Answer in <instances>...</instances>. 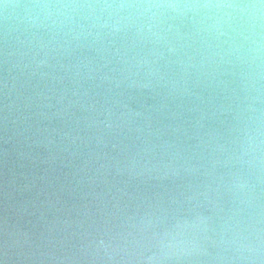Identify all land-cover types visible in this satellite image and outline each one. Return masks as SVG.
<instances>
[{
  "label": "water",
  "instance_id": "obj_1",
  "mask_svg": "<svg viewBox=\"0 0 264 264\" xmlns=\"http://www.w3.org/2000/svg\"><path fill=\"white\" fill-rule=\"evenodd\" d=\"M0 264H264V0H0Z\"/></svg>",
  "mask_w": 264,
  "mask_h": 264
}]
</instances>
